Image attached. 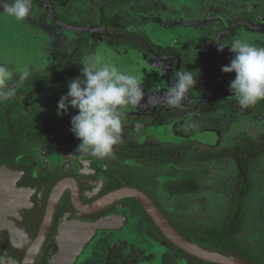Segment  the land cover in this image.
Here are the masks:
<instances>
[{"label":"rangeland","instance_id":"rangeland-1","mask_svg":"<svg viewBox=\"0 0 264 264\" xmlns=\"http://www.w3.org/2000/svg\"><path fill=\"white\" fill-rule=\"evenodd\" d=\"M184 1L189 5L183 0H50V11L44 0H33L32 13L24 23L0 15V61L28 63L32 68V75L19 87L58 79V74L62 77L57 83L44 84L41 92L16 93L12 100L0 103V215L21 219L35 201H41L43 209L55 182L64 176H79L84 187L96 185L101 179L111 188L118 181L145 191L178 229L213 230L219 238L226 237L230 251L240 257V264H264V100L242 108L229 89L236 75L231 72L232 79L227 81L218 79L220 73L203 84L197 81L182 108L163 104L175 75L168 68L173 67V61H167L165 56L178 60V71L192 68L183 51L187 48L168 42L175 39L170 31L177 30V35L182 36L181 29H174L180 22L196 25L202 31L198 32V43L203 41L202 45L209 48L215 45L220 30L235 20H243L247 24H239L226 34L229 40L224 39V44L242 38L264 46V1ZM185 9L189 12L184 15ZM58 22L76 27L102 26L116 39L109 42L98 33L68 29ZM183 43L181 39L178 45ZM225 51L226 47L220 51L217 46L210 55L215 58ZM95 54L118 68L138 73L144 91L139 105L124 109L122 140L114 146L112 155L103 158L76 152L80 141L70 128L71 117L78 109L57 114L58 101L68 92L69 81L81 75L82 60ZM163 64L167 66L165 80ZM221 66L219 63L216 68ZM204 69L208 65L200 64L194 69V78H205ZM162 90L163 96L159 93ZM204 93L214 95L213 99L206 95L210 99L205 100ZM191 96H195L193 103L188 99ZM136 148H166L171 154L167 162L159 156H130ZM214 152L221 153V157L201 160ZM238 188L246 193L241 192L233 201ZM124 208L131 219L135 217L129 229H149L146 235L127 237V242H150L154 234L162 236L146 225L145 210L134 199L115 204L108 211L120 212ZM41 211L38 206V213ZM138 214L141 216L136 217ZM223 228L230 233H223ZM128 232L100 231L94 237L93 253L86 248L77 264H103L108 249L112 254V242H117L120 249L123 241L116 239ZM20 236L23 238L21 232L13 238ZM26 241L22 248L10 243L5 253L0 249V264L15 261L17 254L12 251L20 252L16 258L20 261ZM107 242L111 243L109 248ZM164 243L162 249L157 244L144 248L146 254L153 249L160 253V261L154 264H213L188 257L167 238ZM51 246L50 241L39 258L46 259Z\"/></svg>","mask_w":264,"mask_h":264},{"label":"clouds","instance_id":"clouds-1","mask_svg":"<svg viewBox=\"0 0 264 264\" xmlns=\"http://www.w3.org/2000/svg\"><path fill=\"white\" fill-rule=\"evenodd\" d=\"M32 5L33 0H0V15L24 23L32 13ZM225 46H230L234 56L221 71L235 72L229 89L238 104L248 108L264 100V46L234 38L229 45L219 42L218 50L223 51ZM81 64V75L69 81L68 92L58 101L57 114L78 109L71 117L70 128L80 141L76 152L107 157L122 140L124 109L139 105L143 99L142 79L138 73L105 62L100 54L84 58ZM31 75L28 63L0 61V103L12 100ZM194 77L190 70L177 71L166 93L165 105L182 108L187 93L196 84Z\"/></svg>","mask_w":264,"mask_h":264},{"label":"flooded vegetation","instance_id":"flooded-vegetation-1","mask_svg":"<svg viewBox=\"0 0 264 264\" xmlns=\"http://www.w3.org/2000/svg\"><path fill=\"white\" fill-rule=\"evenodd\" d=\"M247 1H249V0H247ZM235 21H243V20H235ZM235 21H233V22H235ZM243 22H245V21H243ZM183 24H185V23H183V21H182V22H180L179 26H182ZM230 26L228 28H230ZM93 27H102V26H93ZM198 28L199 27H196V30H194V32L192 31V34L190 33L188 35L189 37H185L183 39L184 40V43L182 45L181 44L178 45V43H180V40L178 39V38H180L179 35L172 36V37H175V39L174 38L169 39L168 42H170V45L181 46V47L187 48V49H185L183 51H184V53H186V56L189 57V59H187V63L190 66H192V68L191 69H188V70L192 71L193 74H194V71L193 70L194 69H198L200 64H202L203 67L205 65H208V69H204L205 72L207 73V75L205 76V78H203V79L200 78L199 79V80H201L200 82H202V84L205 81L212 80V78L214 77V75L216 73L222 74L221 76L224 79H226V78L232 79L231 78L232 75H229V74L227 75V73H225V72H224L225 73L224 74L221 71L222 66L220 67V69H217V68H219V63H220V60H221L220 57L222 55H219V57L218 56H215V58L210 55L211 52L215 51L216 48H217V46H218L217 45V35H218V33L220 31H224V30H226L228 28L223 29V30H220L217 33L215 45L210 46L209 48H207V45H204V44L202 45V42L203 41H201V43H198V41L200 42V40H201V38L198 37V32H199V29H200V28L199 29ZM234 28L231 29V31L229 33H231L232 31H235ZM201 32L202 31H200L199 33H201ZM93 33H97V32H93ZM98 34L103 35L104 37H106L109 40V42L112 39H116L109 31H107V36L104 35V34H101V33H98ZM126 37L128 39H131V38L133 39L134 38V37H129V36H126ZM259 39H258V41H259ZM185 40H189V42H187ZM260 42L261 41H259V43ZM205 46H206V48H205ZM165 57L167 58L166 59L167 61H173V63H174L172 68L171 67H168L170 69V71L172 70L171 71V74H172V72L176 73L178 71L177 70V66H176V63L178 62V60L177 59H171V58H175L174 56H171V58H169L168 56H165ZM163 63H165V61H163ZM162 67H165L164 74L166 76V70H167L166 67L167 66H165L163 64ZM163 78H164V75H163ZM194 79H197V78H194ZM164 80H165V78H164ZM165 84H166V82H165ZM206 95H209L210 96V94H208V93H206V94L204 93L203 94V97H204L205 100H209L210 98L213 99V97H214V95H213V96H210V98H209V96H206ZM194 97L195 96L188 97V99H189V101H191V103L194 102L193 101ZM159 101L162 102V100H159ZM81 165H83V166L88 165V167L91 168L93 166V163H83ZM101 168L102 167L99 166V171H101ZM97 169H98V167H97ZM80 170H81V168H80ZM64 177H72L74 179V181H73V183H71L70 185H68L64 189L63 194L61 195V198L59 199V202H58V204H57V206L55 208V211H54L53 222H52V224L50 226V229H49V231H48L45 239L43 240V242H42V244H41V246H40V248H39V250H38V252H37V254L35 256V259H34L33 264H49V260L51 258V255L57 249V244H56V240H55V232H56V228H57L58 224H60V222L66 220V219H69V218H74V217L80 218L82 220H84V219L85 220H91V219H89L87 217L90 216V215H92V214H98V213L104 214L101 218H105V217H107L109 215H121V214H125L126 219H127L126 223L119 230H115V231H120V232L123 233V229H125L126 231L129 230V232L126 233V235H124V236H118L117 239H116V240L123 241L121 243V245H120L121 246L120 249L118 248V243L117 242H112V247L110 249L112 254H109V249L107 250L106 256L103 254L106 257L105 262L103 264H154L155 261H157V262L160 261L161 255H160V253L157 250L153 249L152 252H149L148 254H146L144 252V250H145L144 248L145 247L147 248L148 245L149 246H154V244H157V245H159V249H162V247L166 246L165 243H164V239H166V237L161 233V231L158 229V227L155 225V223L153 222V220L151 219V217L148 215V213L146 211H145L146 214L144 216V219L146 221V225L147 226H150L151 228L155 229L156 231H159V233L162 235L161 237H163V238L158 237L156 234H154V236L152 238V241L147 242L148 240L147 241L146 240H143V243H139V242H136V243L127 242L126 241V238L128 237V239H130V238L133 239L132 238L133 235H139V234L140 235H142V234L143 235H146V232H147L148 227L145 228L144 226H142V227H137L136 229L134 227H131L129 229L128 226L132 222H135L134 221L135 220L134 219L135 217H133L131 219V216L126 211V208H124V210H122L120 212L108 211L110 209V207H112L113 205L118 204V203H122L124 200H129V199L130 200L131 199H134L143 208V206L140 203V201H138L137 199H135L133 197L123 198L121 200H118V201L114 202L113 204H111L110 206H108V207H106V208H104L102 210H99V211L93 212V213H89V214H84V213L78 211L76 209V206H75L74 202H73V193H74V191L77 192L78 198H79V200L82 203L89 204V203L93 202L94 200H96L97 198L101 197L102 195L106 194L107 192H109L111 190L117 189V188L122 187V186H133V187H136V186L131 185V184L126 185L125 183L115 181V182L112 183L111 188H107L106 187V185H107L106 183L107 182H104L103 181L101 183L102 180L100 179V181L97 182L96 185H89L87 187H84V184L82 185V181L79 178V176L77 177L75 175H71V176H64ZM61 178H63V177H61ZM56 182H55V184H56ZM140 190H142V189H140ZM143 192L152 200V202L154 203V205L161 212V214L166 218V220L183 237H185L186 239H188V240H190V241H192V242L198 244L199 246H201L203 248H206L208 250L216 251V252H219V253H222V254H225V255H233V256L239 257L236 252L230 251V247H228V246L215 247V246H211L210 244H206L205 241L201 237L202 235L199 233V231H197V229L191 228V229H188L186 231H182L181 229H178V227H176V225H174V223L166 217V215L163 213V211H161L159 209V207L156 205L155 200L152 199L145 191H143ZM93 195H96V196H93ZM48 198H49V196H48ZM48 198L46 200L45 205L43 206V209L41 208V205H39V204H41V201H39V204L35 201L33 203V205L30 207V210H29L30 212L29 213L27 212L26 216L23 217V218H21V219H17V218L16 219H10L9 217L6 218L5 216L0 215V249L4 250V253L6 252L5 250H7V249H9V247H11V244L10 243H12V245H15V246L20 245V248H22V245H23L24 241L27 240L25 242V252H26L27 248L29 247V245L31 244V242L33 241V239L35 238V236L38 233V230H39L40 225H41V221H42V218H43V214H44V211H45V207H46ZM38 206L40 207V211L42 210L40 213H38ZM28 214H38V216H36V215L29 216ZM139 216H141V214H138L136 217H139ZM97 219H100V218H97ZM97 219H92V220H97ZM224 221H225V219H224ZM206 230L211 231L210 229H205V231ZM202 231H204V230H202ZM19 232H21V234L23 235V238H22V236H20V237L14 239L13 238V235L16 234V233H19ZM105 232H107V231H105ZM98 233L99 232H97V234ZM211 233L213 234V233H216V232L211 231ZM147 234H149V233H147ZM11 238H12V240H11ZM94 240H95V238H92L88 242V244L85 246V248H84V250L82 252H84L86 250V248L89 247L88 248V252L90 254H92L93 252H92L91 247L95 246L94 243H93ZM206 240L209 241L210 239H206ZM50 241H51V243L53 245V246L50 247V249H52V252H50V254L47 255L46 259L44 258V256H43V258L42 257L39 258V255H40L41 250H44L45 247H47L48 242L50 243ZM9 244H10V246H9ZM110 245H111L110 242H107L106 243V246L108 248H109ZM174 247L177 248V250H180L181 251V249L178 248V247H176L175 245H174ZM10 250H11V248H10ZM11 253H16L17 254V256L15 257V261L12 260V262H13L12 264H22V260H23V257L25 255V253L22 254V259L20 261L19 260H16V258H19L20 252L12 251ZM173 254L175 255L174 252H173ZM184 254H186L188 257H191L192 256V255H188V253H186V252H184ZM94 257H95V255H94ZM78 258H79V256L77 257V260H79ZM191 258L197 259L200 262L201 261L204 262V260H201V259H199V258H197L195 256H192ZM41 259H42V261H41ZM77 262L75 264H77ZM211 263H213V262H211ZM3 264H5V263H3ZM7 264H11V262H7ZM213 264H217V263H213Z\"/></svg>","mask_w":264,"mask_h":264},{"label":"water","instance_id":"water-1","mask_svg":"<svg viewBox=\"0 0 264 264\" xmlns=\"http://www.w3.org/2000/svg\"><path fill=\"white\" fill-rule=\"evenodd\" d=\"M49 5L50 11H52L51 2L44 0ZM61 26H64L72 30H84L101 33L107 36V31L103 27L83 26L76 27L70 24L58 22ZM243 21H235L230 28L220 31L217 35V45L220 42L222 34L229 33L237 24H244ZM247 24V23H246ZM201 81L199 79H195ZM72 177H63L59 179L52 188L49 198L45 207L43 218L37 235L27 248L22 260V264H33L35 256L45 239L50 226L53 222L54 211L63 194L64 189L73 183ZM133 197L140 201L144 210L151 217L155 225L161 231V233L176 247L189 255L195 256L201 260L213 262L217 264H240L241 259L233 255H225L216 251L208 250L199 246L198 244L183 237L161 214V212L154 205L152 200L140 189L133 186H122L117 189L111 190L101 197L97 198L89 204L82 203L76 191L73 193V202L76 209L84 214H89L102 210L114 202L123 198ZM127 219L125 214L121 215H109L105 218L97 220H82L74 217L66 219L58 224L55 232V240L57 244L56 251L51 255L49 264H75L77 257L84 250L88 242L95 237L97 232L111 231L116 232L125 223Z\"/></svg>","mask_w":264,"mask_h":264},{"label":"trees","instance_id":"trees-1","mask_svg":"<svg viewBox=\"0 0 264 264\" xmlns=\"http://www.w3.org/2000/svg\"><path fill=\"white\" fill-rule=\"evenodd\" d=\"M65 75L68 74V67L65 65ZM62 77L60 74H58V79H48L43 81H37V82H32L29 84L24 85L23 87H19L17 89V93H32V94H36L38 92H41L42 89L44 88L45 85H49V84H54L57 83L59 81H61ZM45 84V85H44ZM133 151V150H132ZM171 152L166 150V148H137L136 151H134L133 153H130V156L132 157H149V158H153L155 156H159L161 158L162 161L167 162L169 159ZM128 155V154H127ZM221 157V153H217L214 152V154L212 155H208V156H204L203 159L201 160H212V159H218ZM241 178H244V175H241ZM248 187L250 188V182H248V180H245ZM247 187V186H246ZM175 191V190H174ZM245 191V190H244ZM242 191L241 188H238L236 190L237 194L233 197V201L234 199L237 197L239 198L242 194L244 195L246 192ZM248 191V190H247ZM230 214H234L233 212H231ZM229 217V214L227 215L226 219ZM225 219V220H226ZM226 221H224L225 223ZM223 227V226H222ZM223 233H230V230H225V228H223ZM227 229V227H226ZM199 231V233L202 235V239L205 241L206 244H210L211 246H215V247H221V246H228V242L226 241V237L224 238H219L217 235H215V233H211V231L208 230H204V231ZM217 234V233H216ZM206 239H210L209 241ZM225 241V242H224ZM230 244V243H229Z\"/></svg>","mask_w":264,"mask_h":264},{"label":"crops","instance_id":"crops-1","mask_svg":"<svg viewBox=\"0 0 264 264\" xmlns=\"http://www.w3.org/2000/svg\"><path fill=\"white\" fill-rule=\"evenodd\" d=\"M183 2H184V4L187 6V4L189 3V2H186V1H184L183 0ZM189 5V4H188ZM186 6H184V7H186ZM178 9V11H179V8H177ZM190 9H192V7H191V4H190ZM184 12V15L186 14V12H189V10H184L183 11ZM190 15H191V13H189ZM196 25H195V27H193V26H189L188 24H183L182 26H179L178 28L176 27V28H174V29H181V34L180 35H182V36H179L180 37V40L181 39H184L185 37H189L188 35L191 33L192 34V31L194 32V30H196ZM177 30H172V31H170V35H177V33L178 32H176ZM184 31H186L187 33L185 34L184 33ZM174 32V33H173ZM173 33V34H172ZM226 34H229V33H225V34H222L221 35V37H220V43H222V44H224L225 43V41H224V39H226V40H229V38H228V36H225ZM227 37V38H226ZM165 41V40H164ZM185 41H187V42H189V40H185ZM225 45H228V44H225ZM227 49H228V51H225L224 52V54H222V56L220 57V63H222L223 64V66H225V65H228L229 63H230V60L232 59V57L234 56L233 55V53L232 52H230V50H229V47L230 46H225ZM219 57V56H218ZM232 75V73H227V75ZM164 75V78H165V74H164V71H163V73H162V76ZM217 78V77H216ZM218 79L219 80H223L224 78L222 77V76H220V77H218ZM226 81L227 80H230V78H226L225 79ZM159 93H161L160 95H163V90H162V92H159ZM158 104H161L162 106H163V104H164V102H163V104H162V102L161 103H158Z\"/></svg>","mask_w":264,"mask_h":264}]
</instances>
